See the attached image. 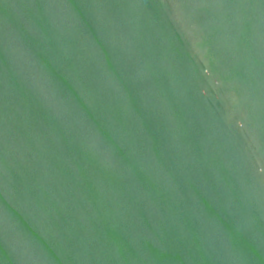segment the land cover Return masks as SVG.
I'll use <instances>...</instances> for the list:
<instances>
[{
  "label": "water",
  "instance_id": "95a60500",
  "mask_svg": "<svg viewBox=\"0 0 264 264\" xmlns=\"http://www.w3.org/2000/svg\"><path fill=\"white\" fill-rule=\"evenodd\" d=\"M0 264H264V0H0Z\"/></svg>",
  "mask_w": 264,
  "mask_h": 264
}]
</instances>
